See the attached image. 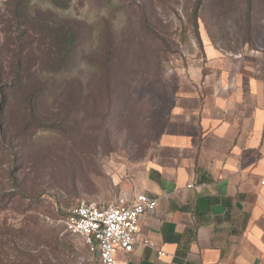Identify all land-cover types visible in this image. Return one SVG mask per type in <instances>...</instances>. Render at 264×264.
<instances>
[{
  "label": "rangeland",
  "instance_id": "374dc122",
  "mask_svg": "<svg viewBox=\"0 0 264 264\" xmlns=\"http://www.w3.org/2000/svg\"><path fill=\"white\" fill-rule=\"evenodd\" d=\"M12 1L0 0V63L7 69L13 63L10 55L35 47L32 33L17 37L22 27L14 23ZM194 1H71L64 13L81 22L78 50L61 82L63 88L67 85L64 94L59 90L44 96L41 111H56L68 86H82L83 94L76 96L73 111L59 127L8 129L15 143L10 151L0 147L4 262L13 259L9 248L14 245L39 264H98L85 239L65 229L66 208L79 200L107 204L123 195L127 180L154 153L181 84L205 61L208 47L245 57L264 52V0H254L249 12L245 0H202L196 16ZM145 18L151 31L142 27ZM108 33L112 44L118 43L119 92L109 103L103 97L94 100L99 108L92 111L93 98L83 89L97 82L85 61L101 59ZM34 56H24V75L34 71ZM18 109L12 122L21 119ZM10 163L16 167L15 187L1 171Z\"/></svg>",
  "mask_w": 264,
  "mask_h": 264
},
{
  "label": "crops",
  "instance_id": "0c3cea01",
  "mask_svg": "<svg viewBox=\"0 0 264 264\" xmlns=\"http://www.w3.org/2000/svg\"><path fill=\"white\" fill-rule=\"evenodd\" d=\"M129 179L122 197L157 205L116 264H264V52L208 47Z\"/></svg>",
  "mask_w": 264,
  "mask_h": 264
},
{
  "label": "trees",
  "instance_id": "16d2710c",
  "mask_svg": "<svg viewBox=\"0 0 264 264\" xmlns=\"http://www.w3.org/2000/svg\"><path fill=\"white\" fill-rule=\"evenodd\" d=\"M41 1L44 5H41ZM72 0H13L12 1V17L14 23L19 29L17 37L29 38L31 33L34 35L35 41L34 51L22 49L13 58L10 55L13 63L10 69L6 65L0 63V147L10 151V147L15 143L14 136L9 135V130L14 127L15 133L21 132L23 129L31 127H59L60 121L66 120L73 111V105L76 102V96L82 93V86L75 88L68 86L67 97H63V103L57 107V110L48 114L43 113L40 107V101L44 96L49 94H57L60 90H66L67 85L63 88L61 82L65 80L67 67L75 59L76 51L78 50L77 41L81 33V22L79 19L72 17L70 14L64 13ZM110 1V0H108ZM202 0H195L193 14L196 16ZM247 11L249 12L253 6L254 0H245ZM150 24L145 18L142 20V27L150 30ZM93 28V29H97ZM151 31V30H150ZM112 35L108 33L103 47L100 48V58L90 61H85L87 67L93 68V75L96 77L97 84L87 90V94L92 97L90 109L92 111L99 108V103L95 101L107 99L108 103L113 96L118 94L117 85L120 84L122 71L121 68L115 67L116 55H118V43L112 44ZM94 49V51H96ZM35 58L33 66L34 71L28 69V73L24 75L25 64H22L25 55L31 53ZM117 64V60H116ZM118 65V64H117ZM10 70L12 77L8 74ZM71 71V69H69ZM10 76V79H8ZM124 79V78H123ZM22 96L20 107L18 106L19 98L16 94ZM11 102V103H10ZM19 107V109H18ZM19 110L21 119L17 122H12L14 110ZM57 114V115H56ZM56 115L55 117H50ZM52 119V122H48ZM6 150V151H7ZM8 152V151H7ZM1 171L6 173V177L13 185L16 186V167L10 163L7 168H2ZM1 191V187H0ZM0 228V264H39L33 256L26 252L17 249L14 245L9 248V252L14 254L13 259L9 262L3 260V241ZM14 246V247H13Z\"/></svg>",
  "mask_w": 264,
  "mask_h": 264
},
{
  "label": "built area",
  "instance_id": "2783aa9c",
  "mask_svg": "<svg viewBox=\"0 0 264 264\" xmlns=\"http://www.w3.org/2000/svg\"><path fill=\"white\" fill-rule=\"evenodd\" d=\"M193 186L192 182L186 185ZM156 205L157 200L145 193H137L132 199L121 196L107 204L79 200L65 210V229L85 239L98 264H116L115 252L132 251L141 219L151 214ZM143 244L155 246L148 239Z\"/></svg>",
  "mask_w": 264,
  "mask_h": 264
}]
</instances>
